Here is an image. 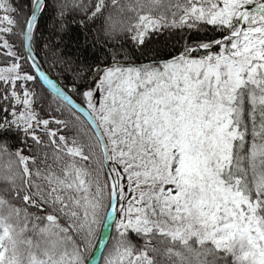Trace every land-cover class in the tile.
<instances>
[{
	"label": "snow or ice",
	"instance_id": "snow-or-ice-1",
	"mask_svg": "<svg viewBox=\"0 0 264 264\" xmlns=\"http://www.w3.org/2000/svg\"><path fill=\"white\" fill-rule=\"evenodd\" d=\"M0 264H264V0H0Z\"/></svg>",
	"mask_w": 264,
	"mask_h": 264
}]
</instances>
